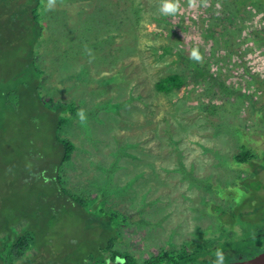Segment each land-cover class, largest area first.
<instances>
[{
  "label": "rangeland",
  "instance_id": "rangeland-1",
  "mask_svg": "<svg viewBox=\"0 0 264 264\" xmlns=\"http://www.w3.org/2000/svg\"><path fill=\"white\" fill-rule=\"evenodd\" d=\"M23 1L18 6L22 14ZM92 2L102 6L96 10ZM46 4L41 7L46 16L34 20L41 31L35 37L19 30L20 21H8L19 16L11 18L0 5V123L5 121L0 236H8L10 224L20 234H34L36 264H84L87 257L104 254L110 242L141 263L162 248L208 241L217 246L263 231L255 227L264 228V201L253 217L237 222L214 206L230 211L218 186L226 188L239 171L253 170L230 166L229 158L242 146L264 164V140L257 135L264 130V43L253 35L264 30V19L239 14L236 21L228 15L212 21L214 6L222 5L212 0L196 8L180 0V10L168 16L172 25L159 11L162 0H56L53 9L44 10ZM211 24L217 25L212 32ZM164 46H172V53L161 55ZM194 48L213 76L222 70L217 83L204 75L196 82L190 78L185 95L160 92L156 84L163 77L191 69L194 74L193 67L178 64L177 56L182 50L190 61ZM32 66L40 79L22 83ZM104 76L118 82H104ZM10 91L15 111L5 98ZM42 95L55 104L79 103L86 126L78 116H58L43 104ZM111 103L119 105L118 113ZM208 106L216 112L209 113ZM60 117L66 118L63 137L75 145L64 164L63 147L54 137ZM230 125L247 133L244 140L229 132ZM259 176L264 183V170ZM80 198L92 202L85 207ZM106 199L110 209L102 207ZM42 210L46 214L40 215ZM115 210L130 217V224L112 223ZM120 227L118 239L115 229Z\"/></svg>",
  "mask_w": 264,
  "mask_h": 264
},
{
  "label": "trees",
  "instance_id": "trees-1",
  "mask_svg": "<svg viewBox=\"0 0 264 264\" xmlns=\"http://www.w3.org/2000/svg\"><path fill=\"white\" fill-rule=\"evenodd\" d=\"M44 1L45 0H24L23 1L24 6H25L24 14L18 12V6L21 3V0H0V5L6 6L8 8L7 12L9 13V16L11 18L16 17L17 15L19 16V19H16V20L11 19L8 21H12L15 24L20 21L19 30L24 35H29L33 32L34 37H35L37 36L38 32H41V31L37 29L34 20L36 21L37 20L36 18L39 19V18H42V16H46L45 12L42 11V8H41L43 6L42 4L44 3ZM92 3H95V6L93 4V7H95L96 10H98V8L102 6V4L99 2H92ZM217 3L222 4V5H220L221 6L220 9H215V6H214L213 11L215 12V14L212 15L213 17L212 21L214 20L224 21L222 18L223 15L231 16L230 20L236 21V20H239V14H250V15L252 14V16H255V17L259 16L260 18H262V21L264 19V0H212L213 5H216ZM242 5H245L244 9L240 10V7ZM248 5H251V7L249 8H251L252 10L255 9L256 12L250 13V11H248L247 9ZM44 10H45V7H44ZM164 17H165V23L168 25H172L171 22L169 21L170 17L168 16H164ZM57 18L58 17H56L55 20H57ZM152 19L155 20L156 17H152ZM8 21H5V22H8ZM243 21L244 19H242L241 23ZM231 25L234 26L233 23ZM181 26L182 25H178L177 27L180 28ZM216 26L217 25L211 24L210 26L211 28H209L210 32H212L211 29H213ZM34 27L35 29L33 30ZM6 28H7V23H6ZM179 28H178V31H179ZM238 29L241 30L242 28H238ZM14 32H18V31L14 29ZM168 35H169V32H168ZM253 35L256 38H258L259 41L261 40L260 44L264 43V30L263 29L256 30L255 32H253ZM30 43H33V41H31ZM180 51H178L179 53H177L178 61H179L178 64L179 65L188 64L190 67H193L194 74H192L193 71L191 69L190 73L188 74L186 73V70H183L181 71V73H174V74L167 75L166 77H163L156 84L157 89L160 92H164V93L175 92L177 94L181 91L183 95H185V92H183V89L188 87L190 78H192L193 80L197 78L200 79V77L204 75L207 77H210L214 82L217 83V80L215 79V77L217 75H220L219 73L222 72V70L217 71L216 72L217 75L213 76L210 72V65L209 66L205 65L206 62H204L203 64H200L199 62L193 61L192 59L188 61V57H186L183 54V52H180ZM162 52L164 53L166 52L167 54L172 53V46L162 47L161 55H162ZM228 54L230 57L232 56V46H230V50L228 51ZM186 60L188 62L184 63L186 62ZM240 60L243 61L242 59ZM240 60H235V61L236 63L238 61L241 63ZM218 62L219 60L217 59V62H216L217 65H218ZM229 62L231 63L234 61L229 60ZM229 62H226V64H229ZM31 71L32 72L26 71L27 73L26 72L23 73L22 83L26 81H34V80L36 81L37 78L40 79L41 75L35 71L34 67L31 68ZM113 76H104L102 79H104V82H109V81L118 82V79L110 80V78H112ZM220 83L226 84V82L222 83V81H219V84ZM190 90L193 91V89L191 88ZM14 95L15 93L13 91H10L6 94L5 98L8 103V107L15 111L18 106L15 101ZM247 97L251 98V96H247ZM18 99L20 100L19 96H18ZM78 99L80 100L81 98H78ZM42 102L47 107H49L50 110H54V112L58 114V116L62 114H65V115L69 114L70 116L76 118L77 112L78 110H80L78 106L79 103L75 102L74 100L68 103L55 104V101L53 99H49L48 101H46V99L42 95ZM115 106L118 107V109L116 110V112L118 113L119 108H120L119 105L112 104V103L110 104V107L113 110H115L114 109ZM206 109L209 110V113L216 112L215 108H212L210 106H208ZM106 110L113 111L110 108H106ZM60 118L61 119L57 121L56 125L54 126V137H55L56 143H58L59 145L63 147L64 155L62 157V164H64L71 160V157L74 153L75 145L69 138L63 137L64 130L62 126L66 124L65 123L66 118L65 117H60ZM260 119L264 125V115H262ZM80 125L86 126V122L82 123L80 121ZM4 126H5V121L0 123V131L4 128ZM229 127L231 128L229 132L235 134L239 138V140H244V136H247V133L237 128L236 126L232 127L230 125ZM257 135L261 136L264 140V130L262 133H257ZM174 143L177 145L176 142ZM241 148L242 149H240L238 154H234L233 156L229 158L233 160L232 161L233 163H230V166L235 168L233 164L239 167L250 165L253 167V170L248 171L246 173H244L243 171H239V173L236 175L235 182H233L230 186H226V188L223 187L224 186L223 184H220L218 186L219 187L218 194L221 197H223L224 200L230 203V211L223 210L221 206L219 207L214 206V209L218 213L224 212L225 214L228 213V217L234 216V219H236V222L246 221L248 218L253 217L254 214L258 213L257 207L260 204H263L262 201H264V194H260V192L264 189V183L261 181V178H259L260 171L264 170V164L263 162H257V160L259 159V156L255 154L256 153L255 151L253 153L251 150L245 149L244 146H242ZM217 155L220 157L219 153ZM225 157L228 159L227 156ZM47 169L48 171H50L49 168ZM47 169L44 170L45 173L47 172ZM47 179L49 180V178ZM89 196L90 195H87V197ZM83 197L87 198L85 195H83ZM55 201L58 202L57 200ZM83 201L80 198L81 204H84L85 207H87V205L92 202V200H87L85 202ZM107 202H108V199H106V201L103 202L102 204L103 208L105 207L107 208ZM77 203H79V198L77 200ZM60 204L64 205L63 201H60ZM107 209H110V208H107ZM39 213L40 215L46 214L43 210L40 211ZM112 213H113L112 223L115 224L116 222H118V223H121L123 226L130 224L131 222L130 217L122 214L121 212H116V210ZM262 222H264V220H262ZM255 228L256 229L261 228V230H263L257 234L255 233L254 235H257L256 237L254 236V237H248V238H243V239L239 238L236 240H228L217 246H215L212 241H208L205 244L194 243V245H191V246L187 244L185 247L181 249H177V250H174V249L170 250L169 248H162L160 251L155 253L152 257H149V259L141 263L135 260L132 253L128 251L121 252L115 249L116 242H110L108 246L106 247V249L104 250V254H101L98 257H95V255L93 257H87L85 259L84 264H194V263L212 264L210 262L216 261V252L218 250L223 253V256H224L223 263L247 260V259H251L253 257L259 256L261 254H264V243H263L264 228H262L261 226H258ZM6 230H8V236H4V237L0 236V264H1V261L3 262L2 264H16L17 261H22L23 259L30 260L31 263L35 262L36 264L37 259L34 256H32L33 253L31 252L32 248L34 247L36 236L34 234L30 236L29 233L31 232L29 231L28 233L20 234V230L17 227H14L13 224L8 225ZM117 230L118 232H116ZM11 233L14 234L15 238L10 237ZM115 233L119 234L118 239H120L122 237L120 236L121 227L116 228ZM234 234H235V230L232 228L231 236H233ZM259 243L260 244L263 243V245H260ZM107 251H111V252L107 254ZM32 257L34 258L31 259ZM18 264H24V263H18Z\"/></svg>",
  "mask_w": 264,
  "mask_h": 264
},
{
  "label": "clouds",
  "instance_id": "clouds-1",
  "mask_svg": "<svg viewBox=\"0 0 264 264\" xmlns=\"http://www.w3.org/2000/svg\"><path fill=\"white\" fill-rule=\"evenodd\" d=\"M56 0H47V4L44 6L45 10H51L55 7ZM187 5L189 8H196L198 5H202L204 7L208 6V0H187ZM180 0H162V4L160 6V13L165 16H173L177 14L180 10ZM190 59L196 62H202V56L197 48H194L190 53ZM77 116L80 121L83 123L86 121V114L84 109H80L77 112ZM224 256L223 253L219 250L216 252V261L215 264H223Z\"/></svg>",
  "mask_w": 264,
  "mask_h": 264
},
{
  "label": "water",
  "instance_id": "water-1",
  "mask_svg": "<svg viewBox=\"0 0 264 264\" xmlns=\"http://www.w3.org/2000/svg\"><path fill=\"white\" fill-rule=\"evenodd\" d=\"M223 264H264V254H261L259 256L247 260H240V261H234Z\"/></svg>",
  "mask_w": 264,
  "mask_h": 264
},
{
  "label": "flooded vegetation",
  "instance_id": "flooded-vegetation-1",
  "mask_svg": "<svg viewBox=\"0 0 264 264\" xmlns=\"http://www.w3.org/2000/svg\"><path fill=\"white\" fill-rule=\"evenodd\" d=\"M147 259H149V258H147ZM147 259H146V260H147ZM135 260H136L137 262H139V261L137 260V258H135ZM144 261H145V260H144ZM144 261H143V262H144Z\"/></svg>",
  "mask_w": 264,
  "mask_h": 264
}]
</instances>
